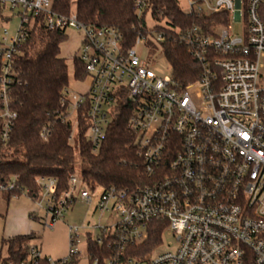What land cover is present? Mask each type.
I'll use <instances>...</instances> for the list:
<instances>
[{"label":"built area","instance_id":"obj_1","mask_svg":"<svg viewBox=\"0 0 264 264\" xmlns=\"http://www.w3.org/2000/svg\"><path fill=\"white\" fill-rule=\"evenodd\" d=\"M52 5L53 0H0L2 141L16 119L10 96L16 59L41 19L49 31L73 28L83 34L77 59L88 90H66L62 100L69 141L83 121L86 139L97 149L114 121L126 118L149 180L136 191H102L95 210L113 211L116 221L69 228L68 255L59 264L77 258L80 231L87 243L90 238L108 251L105 264H264V0L180 1L188 17L212 18L173 31L199 68L197 80L185 87L173 81L171 70L164 77L158 63L136 52L142 45L165 60L164 31L153 26L126 49L115 29L87 27L74 13L57 14ZM134 8L140 15L143 5L136 2ZM7 12L18 19L13 35L2 28L11 19ZM233 24L241 26L240 35ZM35 183L39 194L32 213H43L41 225L47 229L63 220L77 199L92 201L73 173L63 191L53 179ZM13 189L0 184V192ZM158 233L151 251L128 256ZM164 235L173 242L156 253ZM29 253L42 257L34 246Z\"/></svg>","mask_w":264,"mask_h":264},{"label":"trees","instance_id":"obj_2","mask_svg":"<svg viewBox=\"0 0 264 264\" xmlns=\"http://www.w3.org/2000/svg\"><path fill=\"white\" fill-rule=\"evenodd\" d=\"M180 1L53 0L52 6L63 16L74 13L87 27L115 29L126 49L132 48L136 37L147 30L145 16L149 15L153 30L164 31L163 55L171 78L179 87H185L197 80L199 68L173 31L203 24L204 20L212 18L188 17ZM136 2L143 5L140 15L134 8ZM65 38V31H49L39 19L16 59L14 83L10 89L11 108L16 119L8 139L3 142L0 137V184L14 185L12 191L4 192L7 199L25 193L34 201L39 194L36 178L53 179L59 191L66 190L76 157L80 162L83 187L87 190L99 187L102 191L112 188L131 192L149 184L126 118L114 121L97 149L87 141L83 121L79 122L77 135L69 141L71 127L62 121V100L68 86L67 65L59 56V46ZM74 77L81 82L85 79L84 66L77 58L74 59ZM42 131L47 133L45 139L40 137ZM29 217L38 220L34 213ZM34 239L33 233L2 239L0 248H6L7 256L0 257V264H51L46 257H31L29 244ZM159 241V233L151 234L141 252L130 251L128 256L144 255ZM87 252L89 264L95 260L105 264L108 251L96 246L90 238ZM76 261L73 259L67 264Z\"/></svg>","mask_w":264,"mask_h":264},{"label":"rangeland","instance_id":"obj_3","mask_svg":"<svg viewBox=\"0 0 264 264\" xmlns=\"http://www.w3.org/2000/svg\"><path fill=\"white\" fill-rule=\"evenodd\" d=\"M5 16L11 19L2 23V28H5L9 35H13L18 25V19L16 16H13L11 12L5 13ZM145 23L147 30L154 26L149 15L145 16ZM233 26L235 32L234 34L240 35L241 26L239 24H233ZM65 36V40H63L59 46V56L65 60L67 65V92L71 94H84L88 90L87 84L85 82L75 80L74 77V59L80 56L83 34L81 31L68 28L65 30ZM136 52L142 60L149 59L153 63H158L157 67L162 70L164 77L168 78L170 76L169 65L165 62L160 53L148 52L142 45L136 48ZM262 63H264V60H262ZM73 175L79 181L82 179L78 157H76L74 164ZM88 192L92 199L91 203L86 204L80 199H77L71 209L64 215V219L59 221L52 229H47L41 225V219L43 217L42 212L36 214L38 220L34 221L32 228H29V224L24 226L23 223H21L19 225V220L21 219L19 212L34 210L35 205L33 201L29 199L25 193L7 199L6 194L4 192H0V243L2 239L7 238L6 235L9 230V224H13V226L19 228L17 230L19 233L29 231L35 235V239L29 245L36 246L42 257H46L52 262L65 259L68 255L70 246L69 228H85L88 225L92 226L98 224L105 227L111 225L117 219V216L113 211L100 213L95 210L96 203L102 193V188L96 187L94 191L88 189ZM92 233L93 236L96 235L95 232ZM172 242L173 240L170 236L164 235L163 242L157 248L156 253L168 250L170 246H167V244ZM86 244L87 239L85 237V231H80V243L77 245L79 254L76 258L77 261L75 264H89ZM6 256V248H0V257L5 258Z\"/></svg>","mask_w":264,"mask_h":264},{"label":"crops","instance_id":"obj_4","mask_svg":"<svg viewBox=\"0 0 264 264\" xmlns=\"http://www.w3.org/2000/svg\"><path fill=\"white\" fill-rule=\"evenodd\" d=\"M34 210L32 211H22V212H19V216H21V219L19 220V225L21 223H23V225H28L29 224V228H32V226L34 225V221L29 217V213H32ZM14 216V215H13ZM22 221V222H21ZM9 230L7 232V235H6V239H9V238H13L15 236H18V235H27V234H30L31 232H18L17 230L19 228H17L16 226H13V224H9Z\"/></svg>","mask_w":264,"mask_h":264}]
</instances>
